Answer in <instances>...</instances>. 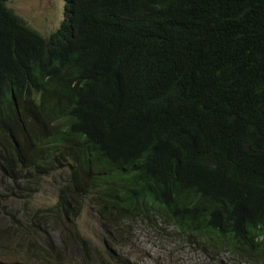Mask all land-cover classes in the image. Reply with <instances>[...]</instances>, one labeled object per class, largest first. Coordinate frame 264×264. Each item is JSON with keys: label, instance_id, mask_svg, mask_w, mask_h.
I'll return each mask as SVG.
<instances>
[{"label": "trees", "instance_id": "trees-1", "mask_svg": "<svg viewBox=\"0 0 264 264\" xmlns=\"http://www.w3.org/2000/svg\"><path fill=\"white\" fill-rule=\"evenodd\" d=\"M8 1L0 254L19 234L15 264H58L65 243L57 252L36 217L75 223L85 245L76 221L92 197L112 222L152 214L264 258V0H65L49 36ZM57 173L55 204L6 212Z\"/></svg>", "mask_w": 264, "mask_h": 264}, {"label": "rangeland", "instance_id": "rangeland-1", "mask_svg": "<svg viewBox=\"0 0 264 264\" xmlns=\"http://www.w3.org/2000/svg\"><path fill=\"white\" fill-rule=\"evenodd\" d=\"M8 6L45 36L56 31L65 19V0H9ZM59 175H51L42 191L26 203H9L6 212H11L17 220L18 217L24 220L35 218L38 210L58 201ZM0 196L5 194L0 193ZM92 199L89 197L84 202L76 221L80 234L86 239L85 245L75 238V223L60 225L54 216L49 217L46 213H39L36 217L45 228L40 236L49 241L57 252L63 249L65 243L67 256L59 255L61 260L58 264H86L85 256L89 254L96 255L92 264H264L260 254L251 255L232 245L230 250L227 244L208 243L206 238L199 239L194 235L189 237L156 215L112 222ZM19 222V227L26 226ZM17 236L10 244L13 253L0 254L2 261L10 259L12 264L18 262L14 250L21 235ZM1 247L5 248V245Z\"/></svg>", "mask_w": 264, "mask_h": 264}]
</instances>
